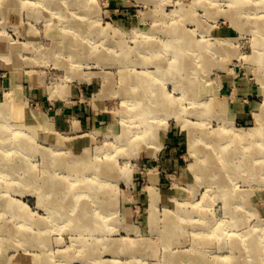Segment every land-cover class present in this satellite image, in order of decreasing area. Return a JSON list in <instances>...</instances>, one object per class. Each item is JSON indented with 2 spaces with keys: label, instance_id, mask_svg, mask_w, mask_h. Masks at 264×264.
I'll return each instance as SVG.
<instances>
[{
  "label": "rangeland",
  "instance_id": "obj_1",
  "mask_svg": "<svg viewBox=\"0 0 264 264\" xmlns=\"http://www.w3.org/2000/svg\"><path fill=\"white\" fill-rule=\"evenodd\" d=\"M244 9L0 0L1 264H264V126L231 138L264 125V5Z\"/></svg>",
  "mask_w": 264,
  "mask_h": 264
},
{
  "label": "bare ground",
  "instance_id": "obj_2",
  "mask_svg": "<svg viewBox=\"0 0 264 264\" xmlns=\"http://www.w3.org/2000/svg\"><path fill=\"white\" fill-rule=\"evenodd\" d=\"M230 1H232V0H230ZM237 2H240V3H242L243 4V6L245 7V9L244 10H248V9H255V6L258 4V3H261L262 5H264V0H236ZM229 14V18L231 19V21H234V23H238V18L237 17H233V15L231 14V12L230 13H228ZM237 15L238 16H241V12L240 11H237ZM255 19L252 21L253 23L254 22H256V20H258V18L257 17H254ZM256 31H257V36L258 37H260V35H261V37L262 38H264V26L263 25H261V30H259L257 27H256ZM9 43V42H8ZM11 43V42H10ZM9 45L7 44V47H8ZM11 48H13L12 46H10ZM10 49V48H9ZM261 49H263L264 50V43L263 44H261ZM10 51V50H9ZM1 55L3 54V53H0ZM3 56H5V54H3ZM262 56V55H261ZM261 56H260V61L262 62V64H263V61H264V58H263V60H262V58H261ZM155 57V56H154ZM156 57H158V56H156ZM143 65H144V63H143ZM264 65V64H263ZM148 68V67H147ZM144 69V68H143ZM170 70V69H169ZM148 71V70H147ZM176 72H169V74H175ZM139 74H141L139 77L141 78V79H145L147 82H148V86H149V89L152 91L153 90V85L155 84V82H156V80H157V78H158V73H153V72H149L148 71V73H145V71L144 72H142V73H140L139 72ZM124 80L125 81H131V83L133 82V80H134V78H128V76L127 75H125L124 77ZM144 81V80H143ZM146 82V83H147ZM145 83V82H144ZM153 86V87H152ZM135 87H136V84H135ZM0 111H2V109H0ZM264 111V110H263ZM263 117H264V114H263ZM255 123H256V125L254 126V127H251V128H249V129H247L246 131H235L234 132V134H232L231 135V138H236V139H239V140H241V143L243 142V140L245 139V138H247V136L249 135V134H256V133H258V132H260L261 131V128L260 127H262V126H264V125H262V119H261V117H256L255 118ZM264 132V131H263ZM262 132V133H263ZM261 133V134H262ZM258 146H260L259 144H258ZM260 148V147H259ZM257 152H260L259 151V149L256 147L255 148V150H254V157H252V162H253V167H254V169L256 170L258 167H257V165L259 164V163H261L258 159H260V157L257 155L258 153ZM263 160V159H262ZM206 161L209 163V164H211L212 165V167L213 168H215V169H218V166L219 165H221V163L222 164H225V162H227V159H225V158H223L222 160H218V161H213V160H211V157H208L207 159H206ZM4 160L2 159V158H0V165L2 164V165H4ZM229 163V162H228ZM246 163H248V162H246ZM263 165H264V161H263V163H262ZM247 165V167L249 166V164H246ZM8 170H10V171H15V169H11V168H7ZM263 169H264V167H263ZM251 170L252 171H254L253 170V168H251ZM229 172V171H228ZM9 172H6V171H4L3 169H1L0 168V179H3L4 178V176L2 175V174H8ZM230 174L228 175V176H226V175H223V176H219V175H217V173H216V175H214V176H211V177H209V180H211L212 178H215V177H218V179L219 180H221V179H223V178H225V177H229V178H232V174H231V172H229ZM233 173H235V172H233ZM53 176V175H52ZM197 177H198V175H197ZM66 178V177H65ZM21 179H22V177H21ZM101 179V177L100 176H97L96 177V179L95 180H100ZM93 182H95V183H99V182H96V181H93ZM32 184L34 185V189H37V190H40L41 189V187H39V188H36L37 187V185H36V183H34L33 181H32ZM56 184L53 182V177H51V179H50V188H51V190H54L55 191V189H54V186H55ZM87 185V187H88V189L84 192V194L85 195H87L88 197H91V198H96L97 197V191L96 190H93L92 189V185L91 184H88V183H86L84 186H86ZM64 187V184L62 185V188ZM62 192V191H61ZM55 193H56V191H55ZM67 193V190H66V192H65V194ZM39 195L40 196H42V195H44V192L41 190V192L39 193ZM228 198L229 197H231L232 196V194H227L226 195ZM76 226H77V224H76ZM129 247H128V249L130 250V251H132V249H133V246L130 244V245H128ZM44 262V261H43ZM43 262L41 263V264H43ZM197 262H199V261H197ZM2 263V261H1V258H0V264ZM46 264H48L47 262H46ZM199 264H202V262H199Z\"/></svg>",
  "mask_w": 264,
  "mask_h": 264
}]
</instances>
